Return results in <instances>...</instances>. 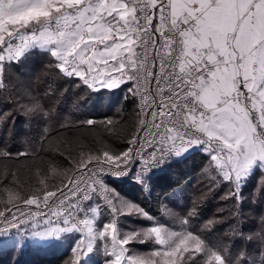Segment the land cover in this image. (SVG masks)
I'll return each mask as SVG.
<instances>
[{
	"label": "snow or ice",
	"instance_id": "snow-or-ice-1",
	"mask_svg": "<svg viewBox=\"0 0 264 264\" xmlns=\"http://www.w3.org/2000/svg\"><path fill=\"white\" fill-rule=\"evenodd\" d=\"M34 56L49 80L122 90L131 113L65 119L51 83L16 75ZM18 119L22 149L9 131ZM85 126L102 138L35 163L37 149L65 133L71 145ZM0 129V163L33 161L27 190L18 169H0V236L13 237L0 253L71 236L65 264L89 254L99 264H264V211L250 234L239 227L245 203L264 210V0H0ZM196 156L202 187L233 206L215 240L223 216L193 223L203 192L183 211L161 200L154 215L113 187L130 181L148 195L159 171Z\"/></svg>",
	"mask_w": 264,
	"mask_h": 264
},
{
	"label": "trees",
	"instance_id": "trees-1",
	"mask_svg": "<svg viewBox=\"0 0 264 264\" xmlns=\"http://www.w3.org/2000/svg\"><path fill=\"white\" fill-rule=\"evenodd\" d=\"M44 58L34 56L25 61V63L17 70L16 75L21 80L33 79L40 77L37 82V87L43 89L44 84L51 83L53 88L57 89L55 105L57 111L62 117L69 121H80L87 118H95L102 120L104 117H112L113 119H120L118 113L129 115L131 107L124 98V92L120 89L115 90H101L100 92H91L83 89L82 85L72 82H64L62 80H49L45 73L50 72V69L45 68ZM44 102L48 103L49 99L44 98ZM128 125L118 129L121 135L124 134ZM25 124L22 120H17L15 128H10V133H15L11 137L12 142L17 149L24 147L20 142V137L24 133ZM102 128H89L87 126L79 130H73L71 134L72 144L69 145L68 135L62 134L54 139L48 141L44 145V149L40 152V157L35 161L36 164L43 168L49 159V152L52 154L68 147H76L79 144H88L93 138H102ZM3 129H0V136H3ZM113 147L122 146L120 144H113ZM33 161H25L24 164L16 162L0 163V169L13 168L17 171V183L27 190L31 184L30 166ZM201 159L199 156L188 159L186 162L166 166L161 172H158L153 177V191L145 195L139 186H133L130 181L116 180L112 181L113 187H116L122 194L128 196L130 199L142 203L154 215L161 213L160 201L164 200L170 204L175 200L179 205L181 211L184 207L190 204V198L201 197V192L204 189L202 182L199 180V166ZM3 173H0L2 175ZM255 180L253 181V184ZM252 185H249L251 188ZM180 193L181 198H177L176 194ZM223 192L213 190L204 194L198 200V217L194 218L193 223L199 225L209 218H219L223 216L225 223L222 227H218L212 234L209 235L210 240L223 235L227 230V225L230 222L229 213L233 210L230 201L221 199ZM5 195H0V200L5 199ZM2 207V205H0ZM259 205H251L245 203L242 208V220L239 225L240 229L245 235L252 232L257 227L258 216L262 213ZM131 220V218H129ZM160 219L168 222L163 216ZM137 221H128L124 224L125 229L137 227L134 224ZM142 226V225H141ZM237 243L241 241L237 240ZM74 244V237H66L62 240L56 241L54 244L46 248L35 246L31 242H26L25 247L21 250H16L15 247L9 248L7 251L0 253V264H64V262L71 255V248ZM142 246H146L142 245ZM85 259V258H82ZM87 264H99L102 257L98 254H89Z\"/></svg>",
	"mask_w": 264,
	"mask_h": 264
},
{
	"label": "rangeland",
	"instance_id": "rangeland-1",
	"mask_svg": "<svg viewBox=\"0 0 264 264\" xmlns=\"http://www.w3.org/2000/svg\"><path fill=\"white\" fill-rule=\"evenodd\" d=\"M203 193L204 194H207L208 193V191H207V189L206 188H204L203 190ZM141 225H139V226H137V227H140ZM127 230V229H126ZM26 234V233H25ZM13 237L10 235V236H8V237H2V236H0V241H7V240H9V239H12ZM29 242H31V241H29ZM32 243V242H31ZM137 247V250L138 251H141V252H147V251H149V248H148V246L146 245V246H142V245H138V246H136ZM64 264H65V262H64Z\"/></svg>",
	"mask_w": 264,
	"mask_h": 264
},
{
	"label": "built area",
	"instance_id": "built-area-1",
	"mask_svg": "<svg viewBox=\"0 0 264 264\" xmlns=\"http://www.w3.org/2000/svg\"><path fill=\"white\" fill-rule=\"evenodd\" d=\"M164 169H165V168H164ZM164 169H163V170H164ZM163 170H161V171H163ZM161 171H159V172H161Z\"/></svg>",
	"mask_w": 264,
	"mask_h": 264
}]
</instances>
